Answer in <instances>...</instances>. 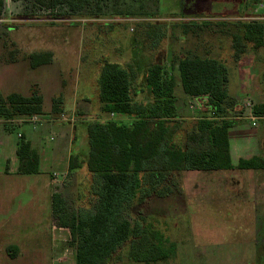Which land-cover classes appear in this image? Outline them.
Here are the masks:
<instances>
[{"label": "rangeland", "instance_id": "1", "mask_svg": "<svg viewBox=\"0 0 264 264\" xmlns=\"http://www.w3.org/2000/svg\"><path fill=\"white\" fill-rule=\"evenodd\" d=\"M251 1L157 0L154 5L151 0H120L116 12L108 4L105 12L96 17L59 10L54 19L48 12H34L31 0H5L0 19V95L6 98L18 93L29 97L38 90L43 98V118L72 122L77 127L74 144L70 146L73 131L70 126L62 127L52 121L37 125L36 131L44 136L43 151L64 142L65 154L71 150L82 162L90 152L86 123L113 119L111 114L101 115V76L106 63L120 64L128 71L135 67L136 89L143 90L138 99L143 102L149 98L148 67L163 62L169 65L173 55H196L220 61L228 72L231 97L239 90L241 79L253 81V76H257L264 84V46L256 49L244 43L235 26L243 16L253 18L247 9ZM132 15L149 18H131ZM35 53H51L52 61L33 68L30 56ZM174 76L178 108L184 116L189 114L194 118L189 120L193 124L199 116L198 109L184 93L177 68ZM59 98L64 109L60 117L53 112L54 101ZM243 108L247 112L245 105ZM116 117L113 120L129 121L124 120L125 116ZM4 123L0 119V125L5 126ZM18 124L21 126L16 125L11 133L6 131L15 149L19 132L27 134L32 129L29 124ZM0 140L3 167L6 162L3 156L8 151L5 140ZM203 173L194 170L175 173L176 182L165 185L169 192L162 196L155 194L129 215L132 221L142 222L143 217L148 238L155 234L157 244L167 254L165 260L135 262L130 259L131 248L126 243L108 263L241 264L212 257L219 251H234L237 244L245 241L262 242L264 230L260 233L258 230L264 229V218L244 215L241 223L245 227H242L237 215L221 208L211 212L204 205V181L200 178ZM65 174L64 182L53 190L66 200L72 211L88 207L87 194L93 176L84 166L73 171L64 166L61 178ZM45 180L40 174H0V214L10 218L0 233V247L12 246L19 254L13 259L5 251L0 252V264H62L59 258L65 256V248L70 251L68 262L74 264L68 243L59 244L54 238L59 234L54 226L59 228V224L52 213L51 189ZM206 255L210 260L205 259Z\"/></svg>", "mask_w": 264, "mask_h": 264}, {"label": "trees", "instance_id": "2", "mask_svg": "<svg viewBox=\"0 0 264 264\" xmlns=\"http://www.w3.org/2000/svg\"><path fill=\"white\" fill-rule=\"evenodd\" d=\"M151 1L157 4V0ZM31 3L34 12H48L54 19L59 10L96 17L105 12L108 4L113 5L114 12L118 10L117 4H121L120 0H31ZM5 4V0H0V19ZM236 24L244 43L256 49L264 46V22L249 19ZM173 56L169 65L163 62L148 67L146 102L138 99L143 90L136 89L138 72L134 66L129 71L117 63L103 66L101 112L124 115L129 121L86 123L89 155L82 162L78 156H72L69 168L73 171L84 166L93 176L87 194L89 209L71 211L59 193L53 195V214L59 227L68 228L71 233L69 245L75 249V264H109V259L126 243L131 248L130 259L135 262L165 260L167 254L157 244L155 234L150 236L151 240L148 238L143 217L142 222L132 221L129 215L155 194L162 196L169 192L165 185L176 182L175 173L264 170L262 156L241 160L238 166L232 164L229 129L239 117L237 114H242L243 105L229 95L226 67L214 58ZM51 61V53L30 56L33 68ZM176 68L184 93L200 106L193 124L184 119L177 105ZM61 104V98L55 99L54 113H63ZM252 110L256 117H264V104H254ZM43 114V98L38 90L29 97L18 93L6 98L0 95V119L9 131L17 125L13 121ZM17 159L19 174L40 173V155L23 135L19 137Z\"/></svg>", "mask_w": 264, "mask_h": 264}, {"label": "crops", "instance_id": "3", "mask_svg": "<svg viewBox=\"0 0 264 264\" xmlns=\"http://www.w3.org/2000/svg\"><path fill=\"white\" fill-rule=\"evenodd\" d=\"M248 12L250 15H255L254 8V0L251 1V4L247 6ZM243 12H245L247 10ZM248 16H243L238 19V21H245L249 19ZM264 22V20H260ZM207 55V54H206ZM208 56V55H207ZM241 84L238 87V91L235 93V97L240 104L246 105L248 102L254 104H264V84L260 81V78L257 76H253L252 80H242ZM188 98V97H187ZM190 100V98H188ZM242 107V109H244ZM62 110H64L62 108ZM233 113V112H232ZM246 113V111H245ZM62 114H58L59 117L63 116ZM244 114V110L242 111ZM101 115H107L102 114ZM119 115V114H117ZM241 115V114H237ZM124 116V115H119ZM184 116V112H183ZM44 117V116H42ZM126 117V116H125ZM124 117V118H125ZM52 119V118H51ZM184 119H194L190 118L189 114H185ZM235 124L229 129V141H230V149H231V161L234 166H238L241 160H250L254 157L262 156L264 157V117H260L257 119L255 125L249 119H239V117L235 118ZM18 120V119H17ZM124 120H129L127 117ZM55 122L59 126L65 127L70 126L72 128V138L70 140V146L74 144L75 135L77 127L73 125L71 122L63 123L61 121L56 120H46L47 122ZM58 122V123H57ZM27 124V123H26ZM21 126V124H18ZM31 125V124H29ZM32 126V125H31ZM4 127V128H3ZM9 131L5 126L0 125V139H4V145L7 148L6 154H4L5 165L2 167L0 162V174H18V159H17V146L16 149L13 146L12 140L9 137ZM23 135L29 140L32 144V147L35 151H37L40 155V175L45 177L46 186L50 187L51 195L50 201L52 203V213H53V195L58 193L56 190H53V187H56L57 184L63 183L66 175L61 178L62 169L64 166L70 165V160L72 156H79L77 154H72L70 150L69 153L65 154L64 151V142L62 146H49L47 150L43 151V133L37 132L36 128L32 126L30 132L21 133L19 132L18 137ZM66 137V136H65ZM51 140L54 141V138L51 137ZM3 145L2 140H0V146ZM1 148V147H0ZM10 153V157L8 156ZM16 155V157H15ZM13 156V157H12ZM1 158V157H0ZM80 159V158H79ZM8 164V166H7ZM10 165V167H9ZM36 174V175H39ZM30 176V175H28ZM201 180L204 181V192H205V207L211 210V212H215L214 208H221L223 212L231 213L237 215L236 218H239V222H243L244 215H259L264 218V170L262 169H233V170H222L215 172H204L202 176H200ZM216 206V207H214ZM83 209H89V207H83L76 209V211H80ZM72 211V210H71ZM8 214V213H7ZM0 214V233L3 232L6 225L9 224L10 218H6ZM55 218V217H54ZM7 219V220H6ZM57 220L55 219V222ZM56 225V224H55ZM240 226H244V223L240 224ZM54 230L56 233H59L54 238L57 240L59 244L68 243V246L71 248V255L74 256V264H75V249L69 245L71 241V233L68 228H61L54 226ZM264 229H259L262 231ZM68 236V238H67ZM260 236V235H259ZM1 240V239H0ZM246 243L237 244V248L234 251L224 250L219 251L217 254L212 257L214 260L219 259L230 262V261H238L241 264H255L258 261H264V237H262V242L258 240L245 241ZM66 246V245H65ZM6 252L10 258L16 259L19 257V254L14 250L12 246L0 247V252ZM64 257H60V261L62 264H71L69 263V259L67 256L69 254V250L65 248ZM61 255V254H60ZM205 259L210 260L209 255L205 256Z\"/></svg>", "mask_w": 264, "mask_h": 264}, {"label": "built area", "instance_id": "4", "mask_svg": "<svg viewBox=\"0 0 264 264\" xmlns=\"http://www.w3.org/2000/svg\"><path fill=\"white\" fill-rule=\"evenodd\" d=\"M254 8H255V17L254 19L256 20H264V0H254ZM196 104V108L199 110L200 109V106L198 104V101L196 100H193ZM246 108H247V112L244 114H241L239 116V119H249L251 120L254 125L258 119V117H256L254 114H253V103L251 102H248L246 105ZM112 118H117V114H111ZM111 119V120H113ZM46 120H49V119H45L43 117H39V116H34V117H29V118H24V119H18V120H15L13 121L14 123H27V124H31L32 126H34L35 128H37L36 126L37 125H42L43 123L46 122ZM21 137V135H20Z\"/></svg>", "mask_w": 264, "mask_h": 264}]
</instances>
